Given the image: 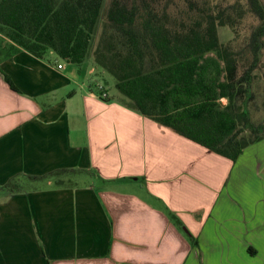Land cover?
<instances>
[{
    "label": "crops",
    "instance_id": "crops-1",
    "mask_svg": "<svg viewBox=\"0 0 264 264\" xmlns=\"http://www.w3.org/2000/svg\"><path fill=\"white\" fill-rule=\"evenodd\" d=\"M68 64L25 50L0 64V264H264V139L234 162ZM59 168L93 174L2 187Z\"/></svg>",
    "mask_w": 264,
    "mask_h": 264
},
{
    "label": "trees",
    "instance_id": "trees-1",
    "mask_svg": "<svg viewBox=\"0 0 264 264\" xmlns=\"http://www.w3.org/2000/svg\"><path fill=\"white\" fill-rule=\"evenodd\" d=\"M249 17L259 23L241 40ZM219 26L234 38L222 43ZM0 39V64L23 50L41 59L53 51L70 64L90 61L114 79L116 94L103 86L108 95L97 88L100 98L234 162L264 139V120L255 117L264 107V0L214 6L211 0H0ZM0 71L13 87L1 65ZM89 174L59 168L13 177L2 187L9 193L25 190V181L75 187Z\"/></svg>",
    "mask_w": 264,
    "mask_h": 264
},
{
    "label": "rangeland",
    "instance_id": "rangeland-1",
    "mask_svg": "<svg viewBox=\"0 0 264 264\" xmlns=\"http://www.w3.org/2000/svg\"><path fill=\"white\" fill-rule=\"evenodd\" d=\"M211 1H212V5L214 6L216 3L222 2L223 4H227V3H229L230 1H233V0H211ZM258 23H259L258 21H255L254 19L249 17L246 20V22H245V26L243 27V29L240 32V36H241L240 39L241 40L245 39L249 35L252 25H256ZM218 34H219V39H220V41L222 43H227L231 39L234 38V33L228 26H219L218 27ZM49 56L56 57V55H55V53L53 51L49 52ZM263 60H264V58H263ZM60 61L65 66H70L67 62L62 61V60H60ZM75 67L78 70L80 69L79 66H77V65H75ZM81 67H82L81 73L83 75L88 76L89 74H92L94 77H97L100 80H102L104 82V84H105V81H106V86H108V88L111 91L116 92V89L114 87V79H113V77L110 74H108L107 72H105L101 68L95 66L90 61L84 62L83 64H81ZM259 75H260V81H261V84H262V83H264V68L261 69V71L259 72ZM260 106H261V109L258 112V114L256 113L255 117L258 118V119H263L264 120V107L262 106L261 103H260Z\"/></svg>",
    "mask_w": 264,
    "mask_h": 264
},
{
    "label": "built area",
    "instance_id": "built-area-1",
    "mask_svg": "<svg viewBox=\"0 0 264 264\" xmlns=\"http://www.w3.org/2000/svg\"><path fill=\"white\" fill-rule=\"evenodd\" d=\"M59 68H62V65L59 64ZM99 90H102V96L106 97L108 95V93L104 90V87L102 85H98L97 87Z\"/></svg>",
    "mask_w": 264,
    "mask_h": 264
}]
</instances>
